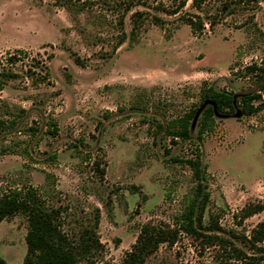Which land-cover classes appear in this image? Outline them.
Here are the masks:
<instances>
[{
	"label": "rangeland",
	"instance_id": "374dc122",
	"mask_svg": "<svg viewBox=\"0 0 264 264\" xmlns=\"http://www.w3.org/2000/svg\"><path fill=\"white\" fill-rule=\"evenodd\" d=\"M174 6L0 0V71L14 74L0 90V120H15L0 132V151L26 145L30 154L0 152V195L37 188L75 241L97 218L103 248L94 264H119L143 225L174 228L181 199L195 184L184 161L196 143L208 174L203 225L221 228L201 233L224 237L246 257L230 259V245L180 231L144 264H264V242L257 250L244 240L264 210L240 217L247 203L264 202V107L249 117L217 114L214 132L196 138L204 81L236 98L259 92L245 67L264 66V0H206L199 9L187 0L177 14L165 12ZM195 15L204 23L200 34L184 20ZM134 19L139 27L132 32ZM194 107L189 138L166 135L167 125ZM26 232L22 214L0 222L5 264H22Z\"/></svg>",
	"mask_w": 264,
	"mask_h": 264
},
{
	"label": "trees",
	"instance_id": "16d2710c",
	"mask_svg": "<svg viewBox=\"0 0 264 264\" xmlns=\"http://www.w3.org/2000/svg\"><path fill=\"white\" fill-rule=\"evenodd\" d=\"M174 8L165 11L168 14H177L182 9L187 0H173ZM206 0H191L192 7L199 9ZM226 5L223 6V9ZM196 16V15H195ZM136 19L141 17V13H135ZM196 20L185 18V22L190 26L192 33L200 34L204 29L203 21L196 16ZM134 19L132 32L139 25ZM213 22L210 23L212 25ZM22 53V51H16ZM13 62V58L8 59ZM74 63L77 66L84 67V63L75 57ZM245 73H254L256 80L260 83L259 92L243 94L236 98L233 92L218 90L207 81L202 83L200 88L199 107H203L197 128V140H203L206 135L214 132L217 123L216 115L236 114L238 118L253 116L264 107V101L261 99L260 92L264 93V66L251 64L245 67ZM14 77V74L8 69L0 71V90L3 89L5 82ZM256 101L260 103L256 104ZM199 107H194L184 112L179 118L171 121L165 130L166 135L171 138L186 140L190 134V123L196 116ZM15 125V120L9 123L0 120V132L11 128ZM53 125V124H51ZM55 133V131H52ZM32 135L36 134L35 130L31 131ZM194 146V157L184 162L190 167L195 184L191 187L190 192L181 199V209L174 216V228L163 225L145 224L143 225L136 237L131 249L124 254L119 264H144L147 257L153 254L160 244L167 243L172 245L178 238V233L183 231L191 234L196 238L202 237L207 242L216 243L219 246L226 247L230 245V256L237 259H244L245 253L238 249L233 243L217 234L206 235L201 230L211 232L220 231L221 228L215 223L211 227H206L204 223V214L209 201V192L207 190L208 174L205 166L201 163V150L196 143ZM1 154L6 152L17 154L22 157H29L28 147L25 145L21 149L7 146L1 149ZM51 157V160H54ZM97 167V164H95ZM103 176V169L99 170ZM264 210V202L257 201L247 203L240 213L241 219H245ZM59 209H52L45 205V201L37 188L11 189L7 193L0 195V222L22 214L27 220V232L25 234L26 253L22 264H77L85 261L87 264H94V257L102 250L103 246L96 236L95 229L98 225V219H95L94 226L82 231L77 241L69 238L61 228ZM252 248L260 250L258 243L264 242V220L259 222L251 231L250 236L246 239ZM226 250V249H225ZM228 257V259H229ZM232 257H230L231 259ZM0 264H5L4 259L0 256ZM225 264H233L225 261Z\"/></svg>",
	"mask_w": 264,
	"mask_h": 264
},
{
	"label": "crops",
	"instance_id": "0c3cea01",
	"mask_svg": "<svg viewBox=\"0 0 264 264\" xmlns=\"http://www.w3.org/2000/svg\"><path fill=\"white\" fill-rule=\"evenodd\" d=\"M2 221H4V220H2Z\"/></svg>",
	"mask_w": 264,
	"mask_h": 264
}]
</instances>
